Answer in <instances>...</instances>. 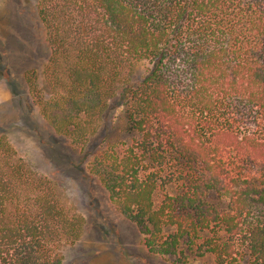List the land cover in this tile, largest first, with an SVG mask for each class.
Listing matches in <instances>:
<instances>
[{"label": "trees", "instance_id": "16d2710c", "mask_svg": "<svg viewBox=\"0 0 264 264\" xmlns=\"http://www.w3.org/2000/svg\"><path fill=\"white\" fill-rule=\"evenodd\" d=\"M34 11L48 93L26 70L29 102L75 146L122 107L131 138L90 172L143 246L177 264H264V0H34ZM84 224L0 129V264H62Z\"/></svg>", "mask_w": 264, "mask_h": 264}, {"label": "rangeland", "instance_id": "374dc122", "mask_svg": "<svg viewBox=\"0 0 264 264\" xmlns=\"http://www.w3.org/2000/svg\"><path fill=\"white\" fill-rule=\"evenodd\" d=\"M47 58L34 0H0V129L5 130L9 143L27 167L47 177L62 204L81 215L85 223L80 240L62 248V264H177L143 246L142 236L114 208L90 172L101 150L110 145L121 149L131 138L122 107L100 119L95 134L85 144L75 146L55 134L30 104L22 75L35 69L38 85L47 95L43 77ZM145 67L146 63L134 65L131 78ZM9 80L15 95L8 87ZM184 264L214 263L211 257L204 256L191 257Z\"/></svg>", "mask_w": 264, "mask_h": 264}]
</instances>
